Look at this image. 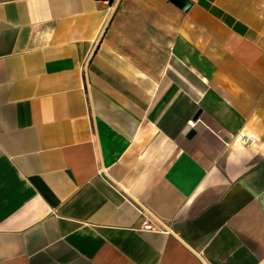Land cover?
<instances>
[{"label": "crops", "instance_id": "0c3cea01", "mask_svg": "<svg viewBox=\"0 0 264 264\" xmlns=\"http://www.w3.org/2000/svg\"><path fill=\"white\" fill-rule=\"evenodd\" d=\"M189 1L0 0V264H264V0Z\"/></svg>", "mask_w": 264, "mask_h": 264}, {"label": "built area", "instance_id": "2783aa9c", "mask_svg": "<svg viewBox=\"0 0 264 264\" xmlns=\"http://www.w3.org/2000/svg\"><path fill=\"white\" fill-rule=\"evenodd\" d=\"M192 121H189V124L192 125ZM238 141L243 144V145H254L257 142V137L254 134H247V133H243L240 132L238 135ZM141 214L144 215L145 211L144 209L141 208ZM158 227L153 226L148 220L145 219V221L142 223L141 229L142 230H146V231H160V232H165L166 229L164 225H162L161 223L157 224Z\"/></svg>", "mask_w": 264, "mask_h": 264}, {"label": "water", "instance_id": "95a60500", "mask_svg": "<svg viewBox=\"0 0 264 264\" xmlns=\"http://www.w3.org/2000/svg\"><path fill=\"white\" fill-rule=\"evenodd\" d=\"M176 7H178L181 11H187L191 6V2L189 0H168Z\"/></svg>", "mask_w": 264, "mask_h": 264}, {"label": "trees", "instance_id": "16d2710c", "mask_svg": "<svg viewBox=\"0 0 264 264\" xmlns=\"http://www.w3.org/2000/svg\"><path fill=\"white\" fill-rule=\"evenodd\" d=\"M105 1H107L109 4H112L115 2V0H105Z\"/></svg>", "mask_w": 264, "mask_h": 264}]
</instances>
